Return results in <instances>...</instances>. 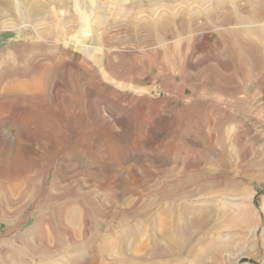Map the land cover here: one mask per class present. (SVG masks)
<instances>
[{
	"label": "rangeland",
	"instance_id": "obj_1",
	"mask_svg": "<svg viewBox=\"0 0 264 264\" xmlns=\"http://www.w3.org/2000/svg\"><path fill=\"white\" fill-rule=\"evenodd\" d=\"M56 51L0 103V264H264V0H0V74Z\"/></svg>",
	"mask_w": 264,
	"mask_h": 264
},
{
	"label": "bare ground",
	"instance_id": "obj_2",
	"mask_svg": "<svg viewBox=\"0 0 264 264\" xmlns=\"http://www.w3.org/2000/svg\"><path fill=\"white\" fill-rule=\"evenodd\" d=\"M44 33V32H43ZM42 35V34H41ZM54 55H51L52 60L50 63H46L45 65L43 64L42 66H36L34 65L31 61L26 60V62L24 63V67L21 69H9L6 70L5 73H1L0 74V103L2 104L3 102H5L4 100H8V98L10 99L11 97L14 96H26V95H30L33 93H37V92H42L46 89V87L48 86L49 83V79L52 77L54 71H56L55 69L58 67L59 64V60L57 58V54L58 52H54ZM60 57V56H59ZM244 61V60H242ZM53 78V77H52ZM31 96V95H30ZM27 98V96L25 97ZM29 98V97H28ZM30 100V99H29ZM12 101V100H11ZM6 106V105H5ZM4 113L0 112V121L1 119L4 118ZM58 129V128H57ZM42 130V129H41ZM45 130V128H44ZM216 130V129H215ZM34 131V130H33ZM46 132V131H45ZM41 137V136H40ZM31 142V141H30ZM28 142V143H30ZM36 143V142H35ZM22 144V143H21ZM39 143H37L38 145ZM30 145V144H29ZM35 145V146H37ZM23 145H21L22 148ZM40 147V146H39ZM38 147V148H39ZM35 148V147H34ZM25 150H28V147H24ZM33 150V149H32ZM39 150V149H38ZM37 150V151H38ZM41 150V149H40ZM35 151V150H34ZM29 153V152H28ZM24 154V152H23ZM31 154V153H30ZM204 167V166H203ZM205 168V167H204ZM199 169V168H198ZM211 169V168H210ZM206 170V169H205ZM208 170V169H207ZM213 173V172H212ZM206 174V176H205ZM218 175V174H217ZM194 176L196 178L205 176L207 177V173L202 171H199L198 173H194ZM210 177V176H209ZM191 178V177H190ZM208 178V177H207ZM206 178V179H207ZM204 179V180H206ZM29 180V179H27ZM198 180V179H197ZM187 181V180H186ZM201 181V180H200ZM207 181H209V184L211 183L212 186H215L216 184H218L219 180H210L207 179ZM190 182V181H189ZM13 183V182H12ZM17 183V182H14ZM12 185V187L9 188V194H14L16 192V190L19 188L17 184ZM182 183V182H181ZM187 183V182H185ZM27 184V182H26ZM199 184V183H198ZM201 184V183H200ZM202 185V184H201ZM207 185V184H206ZM11 186V185H10ZM22 186V184H21ZM177 187V186H176ZM181 187V186H180ZM22 188V187H20ZM28 188V187H27ZM207 188V187H206ZM178 191V190H176ZM167 195V194H166ZM177 196V195H176ZM17 197V196H15ZM174 197V196H173ZM33 198V197H32ZM165 198V197H164ZM11 199V198H10ZM34 200V199H33ZM1 201H3L4 203L6 202L4 199H1ZM34 203V202H33ZM252 207L248 206V209L250 210V212L252 213H256L258 214L259 211L261 210L260 206H255L253 204L252 201H250ZM12 204V202H11ZM28 204V203H27ZM35 205V204H34ZM3 206H5V204H3ZM3 206L0 205V208L2 210L1 214H0V222L4 221L5 223H10L12 220L9 219L10 214L8 213V210L5 209ZM23 206V205H22ZM21 206V207H22ZM12 207V206H11ZM20 207V208H21ZM14 209V208H13ZM16 209V208H15ZM18 209V208H17ZM255 209L256 212L253 210ZM12 210V209H11ZM23 210V209H22ZM15 212V211H14ZM12 214V213H11ZM19 215V213H18ZM20 216V215H19ZM18 216V217H19ZM14 217V216H13ZM16 218V217H15ZM16 221V220H15ZM23 223V222H22ZM35 223V222H34ZM164 224V223H163ZM12 225V224H11ZM39 225V224H38ZM37 227V225H35ZM12 229V228H11ZM40 229V228H39ZM16 230V229H15ZM40 233V232H39ZM43 236V234H42ZM198 236V235H197ZM204 236V235H203ZM44 237H46L44 235ZM202 238V237H201ZM36 239V238H34ZM37 241V240H36ZM199 241V240H198ZM23 242V241H22ZM39 242V241H38ZM201 242V241H200ZM33 243H30V245ZM37 245V244H36ZM40 245V244H39ZM38 246V245H37ZM34 247V246H33ZM32 248V247H30ZM38 248V247H37ZM37 250V249H36ZM193 255H195V253H193Z\"/></svg>",
	"mask_w": 264,
	"mask_h": 264
}]
</instances>
